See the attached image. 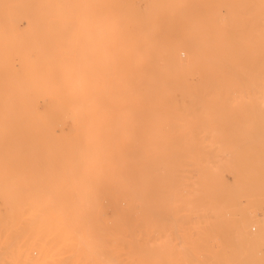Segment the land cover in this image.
Returning <instances> with one entry per match:
<instances>
[{
  "label": "rangeland",
  "instance_id": "374dc122",
  "mask_svg": "<svg viewBox=\"0 0 264 264\" xmlns=\"http://www.w3.org/2000/svg\"><path fill=\"white\" fill-rule=\"evenodd\" d=\"M0 264H264V0H0Z\"/></svg>",
  "mask_w": 264,
  "mask_h": 264
},
{
  "label": "bare ground",
  "instance_id": "6f19581e",
  "mask_svg": "<svg viewBox=\"0 0 264 264\" xmlns=\"http://www.w3.org/2000/svg\"><path fill=\"white\" fill-rule=\"evenodd\" d=\"M21 85H22V81H20V80H17V82H16V87H17V89H16V94H17V98L18 99H23V98H29V97H27L28 95H27V92H25L24 91V89L21 87ZM21 99V100H22ZM28 101V100H27ZM83 242V241H82ZM94 248V247H93Z\"/></svg>",
  "mask_w": 264,
  "mask_h": 264
}]
</instances>
